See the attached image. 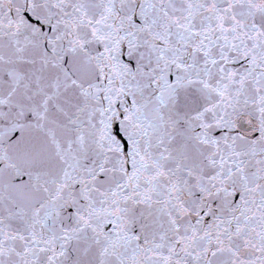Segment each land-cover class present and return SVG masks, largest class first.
I'll return each instance as SVG.
<instances>
[{"label":"snow or ice","instance_id":"1","mask_svg":"<svg viewBox=\"0 0 264 264\" xmlns=\"http://www.w3.org/2000/svg\"><path fill=\"white\" fill-rule=\"evenodd\" d=\"M0 264H264V0H0Z\"/></svg>","mask_w":264,"mask_h":264}]
</instances>
